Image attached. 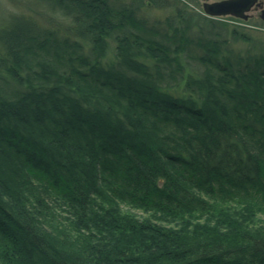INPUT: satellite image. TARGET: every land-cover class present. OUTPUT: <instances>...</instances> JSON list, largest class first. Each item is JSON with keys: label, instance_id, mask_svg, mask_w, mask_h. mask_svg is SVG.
Masks as SVG:
<instances>
[{"label": "trees", "instance_id": "obj_1", "mask_svg": "<svg viewBox=\"0 0 264 264\" xmlns=\"http://www.w3.org/2000/svg\"><path fill=\"white\" fill-rule=\"evenodd\" d=\"M36 1L67 35L0 28V264H264V56L198 38L186 74L188 22L171 47L112 0Z\"/></svg>", "mask_w": 264, "mask_h": 264}, {"label": "rangeland", "instance_id": "obj_2", "mask_svg": "<svg viewBox=\"0 0 264 264\" xmlns=\"http://www.w3.org/2000/svg\"><path fill=\"white\" fill-rule=\"evenodd\" d=\"M140 1L112 0L116 9L133 8L134 17L138 20L141 18L145 19L149 26L151 25L157 30L158 36L168 46L174 47L179 43L177 39L180 36V32L176 33L174 31L173 33V29H182L185 25L184 23H189L190 27L185 32V36L193 39V41L186 45L185 50L180 53L186 74L199 75L204 69V64L193 57L195 53L202 52L197 43L198 38L212 37L224 40L219 46V57L221 59L228 57L235 61L238 58L264 56V0H257L246 12L247 17L235 16L229 13L209 14L204 10V3L219 0H158L161 5H157L151 0ZM13 13L31 17L39 27L58 30V35H67L65 34L66 21L60 19L57 15L53 16L36 0H0V28L9 21ZM170 16V25H168L166 20ZM222 24H226L228 27L225 28ZM211 25L216 27L214 31L217 35H209L208 30ZM128 27L133 31L132 27ZM232 29L237 30L243 36L234 37L231 33ZM69 38L75 39L72 35H69ZM75 40L80 43L78 52H81V50L84 53L89 52L90 43L88 41ZM115 45L113 40H109V46L103 62H115ZM12 84L17 85L15 83ZM121 209L139 217H150L156 221L158 220L157 217H160L125 204H122ZM238 211L240 210L238 209ZM60 215V222L67 226L69 220L65 218L68 217V214L65 211H60ZM252 221V225L264 224V214H254ZM66 226L64 227L66 228Z\"/></svg>", "mask_w": 264, "mask_h": 264}, {"label": "water", "instance_id": "obj_3", "mask_svg": "<svg viewBox=\"0 0 264 264\" xmlns=\"http://www.w3.org/2000/svg\"><path fill=\"white\" fill-rule=\"evenodd\" d=\"M257 0H219L204 3V10L209 14H233L235 16L247 17L246 12ZM264 13V11H263Z\"/></svg>", "mask_w": 264, "mask_h": 264}]
</instances>
